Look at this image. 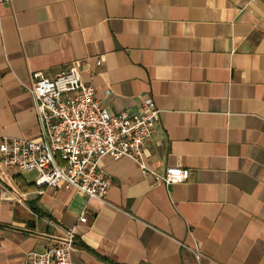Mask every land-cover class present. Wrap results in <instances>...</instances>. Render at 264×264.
I'll return each instance as SVG.
<instances>
[{
	"label": "crops",
	"instance_id": "0c3cea01",
	"mask_svg": "<svg viewBox=\"0 0 264 264\" xmlns=\"http://www.w3.org/2000/svg\"><path fill=\"white\" fill-rule=\"evenodd\" d=\"M71 61L111 113L153 100L145 162L189 178L104 156L88 198L0 165V264L73 226L74 264H264V0L1 1L0 141L38 134L25 86Z\"/></svg>",
	"mask_w": 264,
	"mask_h": 264
},
{
	"label": "built area",
	"instance_id": "2783aa9c",
	"mask_svg": "<svg viewBox=\"0 0 264 264\" xmlns=\"http://www.w3.org/2000/svg\"><path fill=\"white\" fill-rule=\"evenodd\" d=\"M100 63V59L95 62ZM31 76L25 88L33 99L39 132L30 138L4 137L0 141L1 166L35 171L37 186L72 188L88 198H105L112 185L99 165L104 156L130 158L142 173H151L165 185L189 178L186 168L167 166L157 173L145 162V148L160 121L153 100L143 99L133 113H111L95 96L93 86L82 79L78 61L60 66L51 77L41 71ZM78 220L86 221L85 211ZM74 250V226L56 227L43 249L27 252L22 264H74ZM193 251L197 257V245Z\"/></svg>",
	"mask_w": 264,
	"mask_h": 264
},
{
	"label": "trees",
	"instance_id": "16d2710c",
	"mask_svg": "<svg viewBox=\"0 0 264 264\" xmlns=\"http://www.w3.org/2000/svg\"><path fill=\"white\" fill-rule=\"evenodd\" d=\"M33 208H34V210L38 211L37 209H35V207H33Z\"/></svg>",
	"mask_w": 264,
	"mask_h": 264
}]
</instances>
